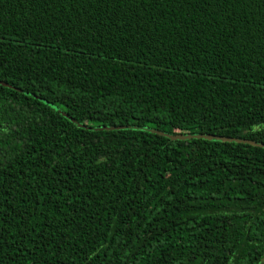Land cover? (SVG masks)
<instances>
[{
	"label": "trees",
	"instance_id": "16d2710c",
	"mask_svg": "<svg viewBox=\"0 0 264 264\" xmlns=\"http://www.w3.org/2000/svg\"><path fill=\"white\" fill-rule=\"evenodd\" d=\"M263 257L264 0H0V264Z\"/></svg>",
	"mask_w": 264,
	"mask_h": 264
},
{
	"label": "water",
	"instance_id": "95a60500",
	"mask_svg": "<svg viewBox=\"0 0 264 264\" xmlns=\"http://www.w3.org/2000/svg\"><path fill=\"white\" fill-rule=\"evenodd\" d=\"M123 126H119V128H122ZM161 134H163V132H160ZM167 136H169L171 139H183V138H188L190 137V135H182V134H176V135H168L166 134ZM197 137H205V138H208V139H212V138H216V139H221V140H232L231 138H228V137H223V136H215V135H203V134H199V135H196ZM236 140V139H235ZM238 141H244V142H248L252 145H255V142L253 141H249V140H238Z\"/></svg>",
	"mask_w": 264,
	"mask_h": 264
},
{
	"label": "rangeland",
	"instance_id": "374dc122",
	"mask_svg": "<svg viewBox=\"0 0 264 264\" xmlns=\"http://www.w3.org/2000/svg\"><path fill=\"white\" fill-rule=\"evenodd\" d=\"M263 263H264V257H263Z\"/></svg>",
	"mask_w": 264,
	"mask_h": 264
}]
</instances>
